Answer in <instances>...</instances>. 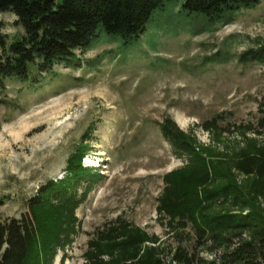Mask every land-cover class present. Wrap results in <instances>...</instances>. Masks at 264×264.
Segmentation results:
<instances>
[{
	"label": "rangeland",
	"instance_id": "1",
	"mask_svg": "<svg viewBox=\"0 0 264 264\" xmlns=\"http://www.w3.org/2000/svg\"><path fill=\"white\" fill-rule=\"evenodd\" d=\"M182 2L156 8L129 44L100 30L86 51L43 73L31 64L26 78L0 89L1 217H20L42 184L65 178L67 158L81 145L82 166L102 174L88 188L78 185L75 229L51 264H84L89 239L118 218L166 251L177 245L157 209L164 175L185 163L162 135L165 119L218 150H237L247 139L264 144V63L238 60L264 45V0L227 24L188 13ZM16 19L0 13L8 42L23 33ZM209 122L223 142L205 128Z\"/></svg>",
	"mask_w": 264,
	"mask_h": 264
},
{
	"label": "trees",
	"instance_id": "2",
	"mask_svg": "<svg viewBox=\"0 0 264 264\" xmlns=\"http://www.w3.org/2000/svg\"><path fill=\"white\" fill-rule=\"evenodd\" d=\"M165 1L0 0V13L13 12L23 28L8 42L0 20V89L10 78H26L31 64L43 73L76 50L86 51L100 30L131 43ZM260 1L183 0L182 9L227 24L237 11ZM238 60L264 63V45L246 49ZM259 126L264 128V116ZM205 128L217 127L209 122ZM160 130L175 154L185 158L164 175L157 206L169 217L177 245L166 251L155 245L156 237L118 218L89 239L84 264H264V144L247 139L237 150L222 151L198 144L169 119ZM214 132L216 141L223 142L221 132ZM85 150L81 145L70 154L67 176L42 184L20 217L0 216V264H51L54 249L69 240L78 185L84 181L88 188L102 178L82 166Z\"/></svg>",
	"mask_w": 264,
	"mask_h": 264
}]
</instances>
